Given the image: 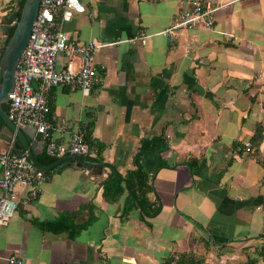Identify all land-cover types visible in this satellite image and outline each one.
Here are the masks:
<instances>
[{
  "label": "crops",
  "instance_id": "crops-1",
  "mask_svg": "<svg viewBox=\"0 0 264 264\" xmlns=\"http://www.w3.org/2000/svg\"><path fill=\"white\" fill-rule=\"evenodd\" d=\"M14 1L0 0V25ZM209 1L223 5L211 28L170 35L180 0H81L85 11L61 24L75 43L102 44V82L87 94L51 89L48 138L68 145L82 130L86 157L113 172L59 163L37 173L41 193L22 194L0 229V264H264V0ZM22 128L38 162L47 138ZM146 138L164 140L142 157L149 214L103 191Z\"/></svg>",
  "mask_w": 264,
  "mask_h": 264
},
{
  "label": "built area",
  "instance_id": "built-area-1",
  "mask_svg": "<svg viewBox=\"0 0 264 264\" xmlns=\"http://www.w3.org/2000/svg\"><path fill=\"white\" fill-rule=\"evenodd\" d=\"M180 4L172 25L163 33L170 35L180 29L211 28L215 12L223 6L209 0H180ZM84 11L81 0H40L27 43L16 64L14 85L9 93V117L17 126H32L47 138L46 153L55 157L68 153L87 156L89 153V144L80 129L71 134L68 145L48 138L51 89L68 85L87 94L102 82L95 63V52L102 44L93 41L75 43L61 27L74 14ZM145 37V34H139L134 39L143 41ZM59 55L64 58L60 67L56 63ZM257 76L264 82V71ZM61 127H65L64 122ZM245 146L249 149L250 145L247 143ZM43 181L44 176L37 174L26 153L14 155L10 147L0 152V229L8 225L21 196L24 195L25 201L37 198ZM9 263L17 264L18 259L10 256ZM165 264H177L176 257Z\"/></svg>",
  "mask_w": 264,
  "mask_h": 264
},
{
  "label": "water",
  "instance_id": "water-1",
  "mask_svg": "<svg viewBox=\"0 0 264 264\" xmlns=\"http://www.w3.org/2000/svg\"><path fill=\"white\" fill-rule=\"evenodd\" d=\"M39 3L40 0H15L17 9L7 15L0 25V30L8 35L1 39L4 45L0 46V142L9 145L14 155L26 153L38 174L44 173L59 163L86 169L103 166L109 168L108 174H111L113 171L108 163H96L86 156L76 154L64 155L46 166L39 165L35 159L36 152L33 151V146L26 139L24 128L17 126L9 117L8 111L3 108V104L8 103L9 93L14 85L16 64L27 43ZM5 151L6 149H3L1 152Z\"/></svg>",
  "mask_w": 264,
  "mask_h": 264
},
{
  "label": "trees",
  "instance_id": "trees-1",
  "mask_svg": "<svg viewBox=\"0 0 264 264\" xmlns=\"http://www.w3.org/2000/svg\"><path fill=\"white\" fill-rule=\"evenodd\" d=\"M3 108L8 111V103L3 104ZM84 136L85 140L89 142L88 136ZM261 137V129L258 128L254 135L253 141L256 140L258 142ZM163 142L164 140L162 138L142 139L139 149L133 157L134 168L127 170L123 177L120 175H113L103 182L105 198L108 200H114L117 196L126 193V197L128 201H130V205L126 207L127 209L137 207L135 200L137 199L143 206L144 212L146 214L154 212L155 209L148 210L144 204V202L147 200V193L152 189V187L149 184V176L143 168L142 157L149 148L152 146H157ZM56 159L57 157L46 154L45 152L44 158L41 160L39 159L37 163L39 165L46 166L54 162Z\"/></svg>",
  "mask_w": 264,
  "mask_h": 264
},
{
  "label": "flooded vegetation",
  "instance_id": "flooded-vegetation-1",
  "mask_svg": "<svg viewBox=\"0 0 264 264\" xmlns=\"http://www.w3.org/2000/svg\"><path fill=\"white\" fill-rule=\"evenodd\" d=\"M14 6H15V1H14ZM16 9H17V7L15 6L14 9H13V11L16 10ZM13 11H11V12H13ZM11 12H10V13H11ZM10 13H9V14H10ZM9 14H8V15H9ZM5 37H7V35H5ZM3 45H4V43H3V42H0V46H3Z\"/></svg>",
  "mask_w": 264,
  "mask_h": 264
}]
</instances>
